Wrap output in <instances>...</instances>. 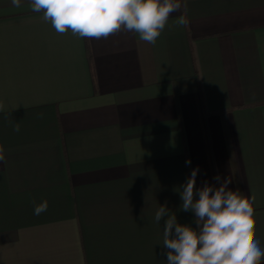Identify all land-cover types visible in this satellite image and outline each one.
<instances>
[{
    "label": "crops",
    "instance_id": "0c3cea01",
    "mask_svg": "<svg viewBox=\"0 0 264 264\" xmlns=\"http://www.w3.org/2000/svg\"><path fill=\"white\" fill-rule=\"evenodd\" d=\"M186 3L152 45L0 0V264H167L155 213L197 227L179 193L197 167V188L254 197L264 250V0Z\"/></svg>",
    "mask_w": 264,
    "mask_h": 264
},
{
    "label": "clouds",
    "instance_id": "9594fccd",
    "mask_svg": "<svg viewBox=\"0 0 264 264\" xmlns=\"http://www.w3.org/2000/svg\"><path fill=\"white\" fill-rule=\"evenodd\" d=\"M11 2L14 7H21V0ZM30 5L34 12L43 11V19L50 21L58 33L70 30L85 38H107L123 30L155 45L170 16L177 12L182 14L176 25L188 26L186 0L183 4L181 0H30ZM13 131H20L18 124ZM0 163L7 164L3 147ZM190 163L186 161L187 165ZM198 172L199 167L192 169L179 187L180 210L194 213L196 228L180 224L166 204L155 213L158 224L167 217L161 244L167 264H262L264 250L256 239L254 197L249 200L239 190L232 191L228 188L230 179L223 178L221 182L219 175L214 177L218 187L205 182L197 188ZM47 209L45 200L34 204L33 212L39 216Z\"/></svg>",
    "mask_w": 264,
    "mask_h": 264
}]
</instances>
